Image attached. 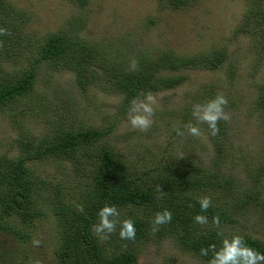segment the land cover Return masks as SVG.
<instances>
[{"label": "rangeland", "instance_id": "rangeland-1", "mask_svg": "<svg viewBox=\"0 0 264 264\" xmlns=\"http://www.w3.org/2000/svg\"><path fill=\"white\" fill-rule=\"evenodd\" d=\"M6 2L17 10L15 14L21 13L25 21L23 32L27 43H24L34 52L46 37L65 29L68 20L74 19L84 21L78 35L87 42L103 47L115 44L109 49L110 53L113 49L111 58L126 67L134 59L138 68L141 62L145 63L144 59L164 51H172L185 60L218 49L227 54V61L217 70L183 67L178 72L161 71L160 77L183 78L172 88L152 92L157 94V103L152 127L146 132L131 127L129 110L118 112L120 94L104 89L99 83L83 91L71 71L58 70L43 61L38 65L32 92L10 108L0 110V156L13 158L20 154L15 144L19 130L14 123L18 121L35 140L51 137L65 126L97 128L108 132L101 146L122 158L132 174L139 175L158 161L166 165L183 161L202 173L216 172L212 175L219 181L231 177L238 190L251 186L264 161V116L254 105L257 88L264 82V49L253 47L252 39L237 30L247 0H194L182 9H172L160 0H88L84 7L74 0ZM121 42L125 49L119 46L121 56L117 57L114 48ZM30 52L17 58L0 53V79L25 71L29 67L25 59L35 55ZM94 69L97 71L98 67ZM218 93L227 97L225 111L231 117L228 122H219L220 151L213 144L206 124L198 125L201 137L188 135L184 127L189 122L196 124L193 105L204 104ZM176 129L185 135H177ZM27 167L48 188L61 182L73 185L70 186L73 195L75 187L83 181L74 174L70 163L56 159L31 161ZM261 193L264 200V187ZM47 195L40 191L36 198L48 204ZM247 215L248 220L243 218L235 231L264 241V219L256 218L251 210ZM9 220L29 231L30 245L21 250L28 256L29 264H54L58 225L53 212L35 218L33 225L22 224L19 216ZM33 240H39L40 245L35 246ZM16 244L14 236L2 233L0 246L6 251L0 255V264H12V258L5 254ZM29 247L33 254L30 250L27 253ZM138 247V264H207L170 238L148 239ZM19 256L21 260L24 255Z\"/></svg>", "mask_w": 264, "mask_h": 264}, {"label": "trees", "instance_id": "trees-1", "mask_svg": "<svg viewBox=\"0 0 264 264\" xmlns=\"http://www.w3.org/2000/svg\"><path fill=\"white\" fill-rule=\"evenodd\" d=\"M74 1L81 7L88 4V0ZM160 1L172 9H182L194 0ZM13 8L6 0H0V27L11 32L10 36H0V53L17 58L32 49L25 44V21L21 13L15 14L17 10ZM83 25L82 20L69 19L65 29L46 37L39 44L37 52H30L35 55L25 59L29 61L25 71L11 73L0 79V110L10 108L32 92L38 65L43 61L52 63L53 68L58 70L71 71L83 91L99 83L104 89L120 94L119 113L129 110L131 101L143 98V93L172 88L183 78L160 77L158 74L161 71L178 72L183 67L217 70L227 61V54L218 49L185 60L172 51H164L159 56L144 59L145 63L141 62L135 71H131L123 63L111 58L113 49L111 53L109 49L115 44L103 47L102 44L93 45L81 38L78 28ZM237 30L252 39L253 47L264 49V0H247ZM119 46L125 49L123 42L117 43L114 48L117 57L121 56ZM94 67H98V70L95 71ZM231 77H234L233 71ZM256 92L254 105L264 116V82ZM14 124L19 130L15 144L20 154L13 158L0 156V237L2 233H8L17 240L16 247L5 254L12 258V264H29L28 256L21 250L30 245L31 239L28 230L23 231L9 219L19 216L22 224L33 225L35 218L48 211L55 214L58 225L54 264H138V246L152 238L155 241L170 238L184 251L206 263L212 253L202 256L200 250L211 244L219 249L222 238H230L233 234L242 235L251 247L264 253V241L249 233L235 231L243 218L248 220L249 210L256 213V218L264 219L261 193L264 187V161L251 186L241 190L235 187L231 177L219 181L212 175L216 172L208 170L211 173H202L183 161L175 165L158 161L156 165L135 175L113 150L101 146L108 135L107 131L65 126L51 137L35 140L26 132L22 122ZM218 127L221 128L220 123ZM210 137L220 151L219 134ZM50 158L70 163L74 174L83 180L81 185L78 184L79 187H75L77 190L74 195L70 187L73 185L61 182L48 188L41 179L37 181L27 167L28 162H41ZM158 185L163 194L157 192ZM40 191L48 193V204L36 198ZM204 196L212 200V207L207 212H201L197 202ZM81 205L83 211L78 210ZM105 205L118 208L120 221L127 218L134 220L137 228L135 241L120 239L119 225L106 240L94 234L93 226L99 223L97 213ZM165 209L172 212V222L159 226V230L154 232L156 226L153 219L157 212ZM197 214L206 215L208 223H194L193 217ZM214 215L220 216L219 227L212 223ZM218 233H223V237ZM28 250L34 253L30 247L27 253ZM5 251L0 246V255ZM21 254L24 256L20 260Z\"/></svg>", "mask_w": 264, "mask_h": 264}, {"label": "clouds", "instance_id": "clouds-1", "mask_svg": "<svg viewBox=\"0 0 264 264\" xmlns=\"http://www.w3.org/2000/svg\"><path fill=\"white\" fill-rule=\"evenodd\" d=\"M11 32L3 27H0V36H10ZM137 62L133 59L129 65V70L135 71ZM144 99L134 98L131 101V107L128 113V122L135 130L146 132L153 124V116L155 115L154 105L157 103V94L147 91L143 93ZM228 106V99L223 93H218L213 99L204 104H194L192 107V117L196 124L187 123L184 127L187 134L193 137H201L203 135L200 124H206L211 136L219 134L218 124L221 121H230V115L225 111ZM177 135L183 136L185 132L176 129ZM157 192L161 191V187L157 186ZM200 205L201 212H207L212 207V200L209 196H204L197 201ZM79 211H83V206H78ZM99 223L93 226V232L100 239L106 240L111 234L116 232L119 225V237L122 240L135 241L137 228L132 218L120 221V212L115 205H105L97 213ZM173 214L170 210L165 209L162 212H157L153 224L156 226L153 231H158L159 226L167 225L172 222ZM193 222L200 225L208 223L206 215L193 217ZM212 223L219 227L221 220L219 215L212 217ZM223 237V233H218ZM35 246L40 245L39 240H33ZM212 253L211 259L207 264H264V253L257 251L251 247L247 240L239 234H233L230 238L223 237L221 246L217 249L215 244L209 245L207 248H202L200 254L207 256Z\"/></svg>", "mask_w": 264, "mask_h": 264}]
</instances>
